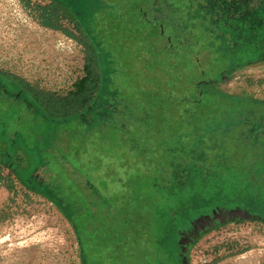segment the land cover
<instances>
[{"label":"rangeland","instance_id":"rangeland-1","mask_svg":"<svg viewBox=\"0 0 264 264\" xmlns=\"http://www.w3.org/2000/svg\"><path fill=\"white\" fill-rule=\"evenodd\" d=\"M24 1L27 3L0 0V73L27 81L33 96L38 92L65 96L85 74L87 48L62 31L40 25L33 17L37 5L51 0ZM72 1L76 10H81L77 11L80 23L85 24L81 25L83 32L73 34L91 46L97 56V72L107 73L103 103L116 119L92 122L87 114L63 125L46 124L39 117L32 121V115H28L14 131L0 129V264H84L77 233L64 210L25 183L37 165L36 155L30 150L34 143H28L29 128L34 132L40 125H49L59 137L66 136L72 150L79 140L84 142L88 149L84 162L98 166L90 170L91 184L114 203L110 213L94 204L87 208L89 188L67 190L72 210L80 209L90 221L100 217L99 222L104 221L102 230L114 232L99 234V251L87 256V264H105L106 256L113 264H168L165 248L156 241L160 223L155 205L160 198L151 175L156 167L163 174L170 166L169 157L162 166L157 163L164 154V142L185 141L180 134L190 139L195 127H191V119L199 115L205 121L234 122L231 137L239 135L241 147L232 146L229 140L223 157H239L242 176L236 182L239 180L246 191L251 190L244 191L243 199L234 206L215 205L191 216L178 230L177 252L184 264H264V56L235 65L220 75L223 64L194 21L191 31L187 30L192 37L187 46L180 37L171 35L174 45L182 49V54L174 57L182 61L166 57L171 64L161 68L159 57L165 54L162 46L158 47L160 43L155 49L158 55L149 52L143 61L138 60L144 55L136 47L138 35L143 36L144 43L155 44L157 37L166 41L165 36L160 37L164 31L170 33L156 18L149 23L148 2ZM64 11L70 17L59 20L73 30V18H78L68 6ZM134 26L138 35L132 30ZM149 27L153 35L145 34ZM232 107L234 111L229 113ZM26 112L33 114L28 107ZM165 115L172 118L166 121ZM120 116L128 123L126 134L114 129ZM19 117L20 113L14 118L5 116L3 123L13 126ZM256 121L262 125L253 130ZM149 122L146 128L142 126ZM79 126L87 130L74 139L69 133ZM144 129L149 136L142 138L145 149L141 152L140 144L132 146L131 142ZM160 130L166 137L162 141L163 135L157 134ZM7 136L13 138L12 144L5 139ZM179 150L176 147L174 155ZM40 174L47 175L46 170ZM182 190L190 188L185 185Z\"/></svg>","mask_w":264,"mask_h":264},{"label":"trees","instance_id":"trees-1","mask_svg":"<svg viewBox=\"0 0 264 264\" xmlns=\"http://www.w3.org/2000/svg\"><path fill=\"white\" fill-rule=\"evenodd\" d=\"M22 1L27 3L24 0ZM61 1L62 4L50 1L45 5H37V11H35L33 17L38 19L40 25L60 30L86 46L88 53L84 66L86 71L84 76L75 82L74 89L65 96H55L52 92H38L36 94L38 105H34L31 110L34 116L33 119L35 120V118L39 117L46 124L56 123L63 125L71 119L84 118L87 114L90 115L92 122L95 120L107 121L116 119L112 117L111 110L106 108L103 103V98L107 93V73L105 72L101 75L97 72V58H95L97 56L91 46L86 43L85 39H80L73 34L74 32L62 27L61 20H59V17H70L64 11L66 6L75 9L77 14V11L81 10H76L72 0ZM143 2H148L149 5L146 9L151 14V17L149 15V23L152 21L151 18H156L169 28L170 33L164 31L166 33L160 34L161 39H164V36L168 38L164 42H161L162 40L157 37L155 44L151 42L144 43L143 36L138 35L134 26L132 30L139 36L136 47L144 53L138 58L139 61H143V56L145 57L149 52L152 55H156L155 49L160 43L158 47L161 45L165 54L162 58L157 56L159 57L161 68L171 64L167 58L182 54V49H178L172 42L171 35L175 39L180 37L182 39L180 42L187 46L189 38H192L187 30L191 31L190 27L194 21L203 32L200 31V35L207 36L208 45H211L223 64L224 68L219 72L220 75L235 65L264 56V0H144ZM105 25L109 26L108 24ZM146 33L153 35L154 31L149 27L146 29ZM94 43L99 46L98 41L94 40ZM211 47L207 48L212 49ZM174 51L175 54H173ZM174 58L180 60L176 57ZM22 81L29 84L25 80ZM216 96L229 99L227 96ZM128 104L130 105V103ZM209 108L211 107L209 106L205 109L210 110ZM211 110L215 113L213 109ZM232 111H234V108H229L228 112L231 113ZM9 112L8 116L10 118L17 117L20 113L19 110H10ZM54 117H62L64 119H54ZM117 118H120V120L115 122L114 129L117 132L121 130V132L126 134L125 128H128V123L122 120L121 116ZM169 118L172 117L165 115L164 120L167 121ZM191 121H193V126L191 127L195 126V129H191L193 132L192 137L186 139L183 134H180L186 142L177 143L174 139L172 143L164 142V154L158 159L157 163L160 162L162 166V161L168 160L169 157L171 159L169 160L170 166L167 169L164 168L166 171L163 174L156 167L151 175L152 183L156 187V193L160 198V202L155 205V212L159 214L160 223L156 241L159 246L162 245L165 248L168 254V264H184L176 249L178 230L182 224L186 223L191 216L215 205L234 206L243 199L244 191H246L245 186L240 184L239 180L238 183L236 182L237 178L242 176V163L239 157L231 158V160L227 159L228 161L223 157L229 140L233 142L232 146L241 147L239 135L231 137L234 133V122L231 119L227 123L216 119L205 121L203 116L201 117L200 115L197 119H191ZM148 124L150 122L142 126L146 128ZM218 125H223V128L215 130L214 128L220 127ZM261 125V121H256L251 128L257 130ZM164 128V131H166L167 127ZM78 129H73L69 135L74 137V139H78V134L80 132L84 133L87 127L83 129L82 126H79ZM35 130L33 132L29 128L30 140L28 143H34V147L30 148V150L36 155L37 165L27 177L28 181L25 180V183L33 191L50 197L64 210L75 228L83 261L84 264H87V256L90 258L92 254L99 251L97 241L99 234H113L114 232L109 229L106 231L102 230L104 221L99 222L100 217L95 216L90 221L89 217L84 216L80 209L72 210L69 202L72 197H69L67 190L72 189L71 191L79 192L83 186L87 189L89 188L88 191L91 193L87 202L90 205L88 204L87 208L94 204L103 207V210L110 213L114 203L107 197H103L98 191L99 189L91 184L92 172L90 170L98 166H96V163L84 162L83 156H86L88 149L86 145H83L84 142L82 140H79L76 144V149L72 150V146H68L69 140L67 137H59L57 132L50 130L49 125H40ZM158 133H161L162 137V130L158 131ZM178 133L176 132V134ZM18 136L24 139L21 133ZM145 136L149 135L144 129V131H138L137 135L132 138V146L140 144V150L138 151L143 152L145 149L142 143V138ZM126 138H128V135L125 136ZM160 139L162 141L166 137L163 135ZM237 143L239 144L237 145ZM176 147L180 149V154L178 152V155H174ZM170 150H173L172 154ZM43 169L46 170L47 175L45 176L40 174ZM103 184L106 186V182ZM185 185H188L190 190L181 191ZM248 190L250 191L251 188H248ZM88 191L87 193H89ZM104 259L105 264H113L110 262L111 257L106 256Z\"/></svg>","mask_w":264,"mask_h":264},{"label":"flooded vegetation","instance_id":"flooded-vegetation-1","mask_svg":"<svg viewBox=\"0 0 264 264\" xmlns=\"http://www.w3.org/2000/svg\"><path fill=\"white\" fill-rule=\"evenodd\" d=\"M51 1L62 4L61 0H51ZM71 10L74 12L75 16L78 18V19H75V17L73 18V21L75 22V24L73 25L74 26L73 30L66 27L64 24H61L62 27H65L67 30L71 32H83L84 30L82 29L81 25H84V23L83 24L80 23L81 16H79L76 13L75 9H71ZM64 18H67V17H64ZM30 90H31L30 84L24 83L20 78L16 76H9V75L0 73V129L2 130L12 129L14 131V128L19 126L23 118H25L28 115H32L31 120L32 121L34 120L33 114L29 112L24 113V110L27 107L29 108V111L31 112L32 107H34V105L36 104L38 105V102L36 101V96H33ZM16 103H18L17 104L18 106H16ZM11 105L13 106L12 108L13 111H18V108L19 107L21 108V109L19 108L20 117L13 126L5 125L3 123V118L5 116H8V114L10 113L9 110H10ZM18 134L19 133L16 132V135ZM5 139L8 140L9 144L13 143V138H11L10 136H7ZM16 143L18 142L16 141L15 144Z\"/></svg>","mask_w":264,"mask_h":264},{"label":"water","instance_id":"water-1","mask_svg":"<svg viewBox=\"0 0 264 264\" xmlns=\"http://www.w3.org/2000/svg\"><path fill=\"white\" fill-rule=\"evenodd\" d=\"M165 39H166V40H168V38H167V37H166ZM8 117H9V116H8Z\"/></svg>","mask_w":264,"mask_h":264},{"label":"crops","instance_id":"crops-1","mask_svg":"<svg viewBox=\"0 0 264 264\" xmlns=\"http://www.w3.org/2000/svg\"><path fill=\"white\" fill-rule=\"evenodd\" d=\"M48 28V27H47ZM54 30H56V29H54ZM60 31V30H59Z\"/></svg>","mask_w":264,"mask_h":264}]
</instances>
